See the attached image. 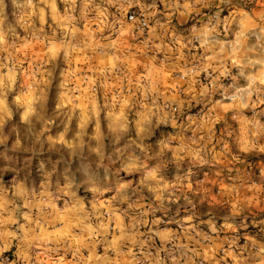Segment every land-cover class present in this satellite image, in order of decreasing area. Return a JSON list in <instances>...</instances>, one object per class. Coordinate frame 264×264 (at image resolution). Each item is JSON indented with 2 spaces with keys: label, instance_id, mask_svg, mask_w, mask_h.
<instances>
[{
  "label": "rangeland",
  "instance_id": "rangeland-1",
  "mask_svg": "<svg viewBox=\"0 0 264 264\" xmlns=\"http://www.w3.org/2000/svg\"><path fill=\"white\" fill-rule=\"evenodd\" d=\"M223 238L264 255V0H0V264Z\"/></svg>",
  "mask_w": 264,
  "mask_h": 264
},
{
  "label": "crops",
  "instance_id": "crops-1",
  "mask_svg": "<svg viewBox=\"0 0 264 264\" xmlns=\"http://www.w3.org/2000/svg\"><path fill=\"white\" fill-rule=\"evenodd\" d=\"M212 216H206V219L203 221L208 224V229L212 232L222 233L220 226H215L214 221H211ZM257 224V222H255ZM223 225V223L221 224ZM240 226V225H239ZM155 236H159L160 232H155ZM223 238L221 241H216L213 245H207L204 247L201 252L196 253L205 264H264V255L260 253H252L251 250H248L246 257L243 256L241 252H238L237 247L233 249L231 245H228ZM250 240L256 241L253 236H250ZM257 245L261 251H264V242H257ZM222 251V256H219V252ZM256 256H259V259H256ZM192 264H194L192 262Z\"/></svg>",
  "mask_w": 264,
  "mask_h": 264
},
{
  "label": "built area",
  "instance_id": "built-area-1",
  "mask_svg": "<svg viewBox=\"0 0 264 264\" xmlns=\"http://www.w3.org/2000/svg\"><path fill=\"white\" fill-rule=\"evenodd\" d=\"M126 19L129 23H131L132 25L135 26V28L137 30L140 31H145L149 28V21L147 19V17L144 14L141 13H136L134 11L128 12L126 15ZM204 77H211L210 73H205ZM185 76L181 75L180 76V80H185ZM225 100H241L243 97L241 95V93H235L232 95H227V96H223L222 97ZM166 110H168L169 112H171L172 114H177L178 113V109L177 107L173 106V105H165ZM199 264H204L203 262H199Z\"/></svg>",
  "mask_w": 264,
  "mask_h": 264
}]
</instances>
